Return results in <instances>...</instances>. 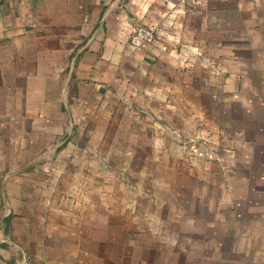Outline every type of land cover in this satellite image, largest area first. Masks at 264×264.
<instances>
[{
  "label": "crops",
  "instance_id": "1",
  "mask_svg": "<svg viewBox=\"0 0 264 264\" xmlns=\"http://www.w3.org/2000/svg\"><path fill=\"white\" fill-rule=\"evenodd\" d=\"M131 22L165 25L172 35L180 27L182 43H194L192 35L208 28V39L216 48L213 62L220 65L225 60L227 65L223 86L212 88L213 97L224 93L231 104L238 95H248L243 106L249 112L264 109V0H0V264L92 263V255L75 245L77 233H70L68 227L71 219L58 215L53 204L45 201L40 164L46 159V149L53 148L55 158L70 155L82 139L106 142L103 129L109 125L110 113L105 107L115 91L137 96L129 109L139 120L138 136L149 139L151 158L167 159L163 162L168 174L166 190H172L168 183L176 176L182 188L190 191L186 193L189 198L183 199L182 222L196 233H228L233 238L223 259L219 240L213 242L217 255L212 260L264 264V149H256L257 137H239L232 150H163L159 143L172 146L178 139L166 129L168 124L162 120L167 119H160L154 111L158 99L165 109H171L173 90H158L153 85L157 77H148V68L160 56L169 66L174 61L171 55L157 53V42L132 51ZM226 41L229 53L221 57ZM233 47H244L250 64L239 68ZM183 58L200 61L194 54ZM131 75L139 81L133 88L126 83ZM260 98L263 102L258 106ZM122 109L127 112V107ZM87 125L100 126V134L90 130L82 134L80 127ZM146 126L149 133H143ZM202 134L206 132L197 137ZM192 140L189 137L184 142ZM206 140L219 142L214 137ZM84 169L79 168L78 174ZM86 173L99 174L100 180L84 178V204L93 207L94 182L99 180L98 192L106 191L100 196L101 208L108 206V180L103 179L108 172L100 168ZM141 176L132 183L136 185ZM148 182L150 189L146 188L143 198L153 202L147 191L156 187L151 178ZM71 183L65 174L58 188L71 190ZM47 209L54 214L45 216ZM257 238L261 243L253 250L250 245Z\"/></svg>",
  "mask_w": 264,
  "mask_h": 264
},
{
  "label": "rangeland",
  "instance_id": "2",
  "mask_svg": "<svg viewBox=\"0 0 264 264\" xmlns=\"http://www.w3.org/2000/svg\"><path fill=\"white\" fill-rule=\"evenodd\" d=\"M136 23L131 22L134 27L145 26ZM223 24L226 23L223 22ZM193 26L197 27L195 22ZM153 27L157 32V46H154L157 48V53L171 55L174 61L169 66L165 59H160V56L150 61L148 68L151 72L148 77L155 75L157 77L153 85H157L158 90L163 92L165 87H172L173 90V94L169 96L172 98L171 109H165L160 104L164 103L163 100L158 99L157 110L154 111L160 119L163 117L167 119L162 120L168 124L166 129L171 130L173 136L175 135L178 139V143L174 142L172 146L169 143H159L163 150L178 147L181 150L193 152H206L213 148L216 151L232 150L230 147H235L232 145L233 141L236 138L240 139L239 137L243 140L257 137L258 143L255 147L263 150L264 109L258 107L249 112L248 108L243 106L246 103L245 98L250 97L248 95H238L241 100L239 101L238 97L236 103L231 104L224 93L215 95L216 98L212 95V88L217 89L219 85L223 86L227 75L224 70L227 65L224 63L225 60H221L220 65L213 62L216 48L209 41L211 30L208 28L199 30L197 34L192 35L194 43H182L181 39H178L182 28L177 27L172 35L165 25L158 24ZM193 32H196V28ZM221 49V57L228 56L230 49L228 41L222 43ZM233 49L235 50L233 53L239 60V68L250 64V55L245 53L244 47H233ZM145 53L149 54V51L146 50ZM188 54L199 55L200 61L195 62L189 59L187 62L183 57ZM240 64L243 66H239ZM247 80L249 81L245 79L246 82ZM138 82L132 75L126 81L131 88ZM255 85L259 86L256 80ZM197 87L200 90H196ZM187 88H189L188 94H186ZM163 96L162 94L161 98ZM108 98L109 103L105 107V112L110 113L109 125L103 129L108 135L106 142L98 140L89 143L82 139L70 149V155L55 158H53L54 149H46L44 151L46 159L40 164L45 201H48L49 206L53 204L52 208L58 215L71 219L68 227L71 229L70 233H77L78 239L74 240L78 250L92 255L91 264H229L230 261L212 260L217 255L213 253L216 250L212 248L213 242L218 240L220 242L221 259L233 245L234 240L228 233H196L194 227H189L182 222V205L186 200V193L190 191L186 192L182 188V182L176 176L168 183V189L172 190H166L165 179L168 174L164 173L163 162L167 159L164 156L151 158L149 139L144 135L138 136L139 120L129 109V106L134 105L132 100L138 101L137 96L135 100L133 94L115 91ZM262 102V98L258 99L257 105L261 106ZM123 106L127 107V112L122 109ZM145 114L150 112L146 111ZM157 121L161 122L159 119ZM147 127L144 128L143 133L148 132L149 127ZM89 130L94 135L100 134L98 125L80 127L82 134ZM201 132L206 134L198 138ZM189 137L193 140L184 142ZM213 137L219 142L211 143L206 140ZM57 142L56 145L60 143L59 140ZM173 159L179 160L175 157ZM81 167L85 169L78 174ZM88 168L93 172L100 168L108 172L107 176H103V179L108 180V198L103 194V199L105 196L108 199V206L104 205L101 208L100 196L106 191L98 192L100 175L86 173L91 172ZM178 168L180 169L179 166ZM65 174L74 181L71 183V190L58 188L60 178ZM140 175H142L141 180L136 183L138 185L136 186L132 182ZM75 176L79 181L75 180ZM86 177L99 179L94 182L97 195L91 200L93 207L84 204L87 186L84 184V178ZM149 178L156 187L153 192L147 191L149 196H154L151 197L153 202L143 198L147 195L145 192L146 188H149ZM140 191L139 197L136 192ZM138 198L141 200L139 201ZM136 201L137 204L134 203ZM60 211L67 214H62ZM48 214L51 216L54 213L47 209L45 216ZM90 233L93 234L92 240H90ZM260 243V238L254 239L250 245L251 249L258 248ZM86 259L89 260L88 257ZM231 264L240 263L238 261Z\"/></svg>",
  "mask_w": 264,
  "mask_h": 264
},
{
  "label": "built area",
  "instance_id": "3",
  "mask_svg": "<svg viewBox=\"0 0 264 264\" xmlns=\"http://www.w3.org/2000/svg\"><path fill=\"white\" fill-rule=\"evenodd\" d=\"M157 32L151 26H136L130 31L129 42L132 51H139L145 45L156 42Z\"/></svg>",
  "mask_w": 264,
  "mask_h": 264
}]
</instances>
